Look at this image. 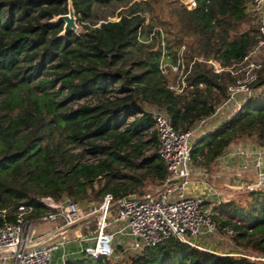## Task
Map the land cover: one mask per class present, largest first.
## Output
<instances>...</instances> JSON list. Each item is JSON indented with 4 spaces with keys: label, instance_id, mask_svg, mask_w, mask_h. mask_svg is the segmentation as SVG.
<instances>
[{
    "label": "trees",
    "instance_id": "trees-1",
    "mask_svg": "<svg viewBox=\"0 0 264 264\" xmlns=\"http://www.w3.org/2000/svg\"><path fill=\"white\" fill-rule=\"evenodd\" d=\"M71 1L79 31L59 35L63 22L49 20L67 12V0H0V209L8 221L20 204L33 205L32 216L45 212L35 197L148 195L139 190L146 180L162 182L168 174L157 152H141L150 141L158 145L151 110L163 111L180 131L210 117L235 78L207 61L229 66L260 40L255 21L241 29L254 20L246 0H195L191 7L181 0ZM126 6L118 19L107 18ZM145 12L152 16L147 23ZM181 46L186 85L177 94L160 64L163 48V60L173 65ZM252 87H264V61ZM239 141L264 146V92L195 138L192 167L207 168ZM80 145L87 147L75 151ZM87 154L105 158L81 160ZM210 212L217 230L231 229L232 240L255 255H220L169 238L126 258L82 256L69 264H264V188Z\"/></svg>",
    "mask_w": 264,
    "mask_h": 264
},
{
    "label": "built area",
    "instance_id": "built-area-1",
    "mask_svg": "<svg viewBox=\"0 0 264 264\" xmlns=\"http://www.w3.org/2000/svg\"><path fill=\"white\" fill-rule=\"evenodd\" d=\"M186 4L194 6L195 0H188ZM245 6L258 25L257 48L264 45V0H248ZM252 53L253 50L225 67L209 61L216 73L226 71L236 78L239 73L241 75L236 80L237 85L229 87L230 92L221 106H228L236 93H243L241 101L233 100L237 108L227 114L229 117L252 95L250 84L256 80L261 67V63L251 61ZM183 67L180 58L172 65L173 70ZM160 68L165 71L161 64ZM185 85V78L178 77L168 87L181 94ZM219 111L218 108L210 117L180 131L173 127L163 111L151 110L158 140L157 153L168 172L161 188L152 194L114 198L111 193H105L96 204L85 205L66 196L58 200L35 197L47 208L45 212L32 216L34 206L20 204L10 221L5 219L6 210L0 209V217L4 220L0 225V264H69L82 256L114 261L141 253L169 238L208 250L196 241L216 233L211 208L202 206L207 200L205 195H189L186 188L194 173L190 157L192 143L207 132L205 123L221 113ZM228 158H237L241 167L250 166L254 170L253 178L241 185L244 191L264 188V146L230 144L217 159ZM206 169L201 167L198 173L204 175ZM83 228L87 229L86 234L82 233ZM226 233L232 235L233 231L227 229Z\"/></svg>",
    "mask_w": 264,
    "mask_h": 264
},
{
    "label": "rangeland",
    "instance_id": "rangeland-1",
    "mask_svg": "<svg viewBox=\"0 0 264 264\" xmlns=\"http://www.w3.org/2000/svg\"><path fill=\"white\" fill-rule=\"evenodd\" d=\"M181 1H183V3L185 4L188 0H181ZM247 1L248 0H246V2ZM161 3L163 5V1L162 0H161ZM127 7L128 6L117 8L113 12L112 16H108L107 18L110 19V20H116V19H118L119 14L125 8H127ZM147 7H148L147 4H143V6H142V8H147ZM156 7H158V5H156ZM145 15H146V21L145 22L147 23L152 16H150L148 14V12H145ZM250 17H252V15H250ZM253 21L254 20H251V19L248 20L247 22H245L241 26V29H245L248 26L253 25L254 24ZM157 27H158V29H160L159 31H160L161 36L163 38L162 40H160L161 41L160 44L162 46H164L165 43H166V39H164L165 32L162 29L163 28L162 25H159ZM76 31H79V26H78V29ZM142 38H144V37H142ZM187 40H189V38H187ZM148 41H151V34L148 36L147 42ZM255 46L253 48L249 49V52L253 50V53L250 55V59L254 63H257V64L258 63H262L264 61V45L258 46L257 48H255ZM164 52H165V50L163 48V50H162V54L163 55H164ZM163 55H161V58H162L161 65L165 69V71H164L165 74L168 71L171 72L170 75H169V77H170V80L169 81L170 82H175L178 77H184L185 78V73H186V70H187V62H186V58H185V46H181L180 49L177 52L178 58H180L182 60L183 64H184V67L183 68H178L177 70H173L171 63L166 62V61L163 60L164 59V56ZM190 60L193 61V56H192V58ZM191 61H189L188 64H191L192 63ZM207 63H210V62L207 61ZM239 66H241V65H239ZM239 66H236V69L237 70H239ZM165 67H167V68H165ZM240 77H241V75L239 73L237 75V78H240ZM234 78H235V82L230 85L232 87L234 85L235 86L237 85V83H236L237 78L236 77H234ZM253 83L254 82H252L250 84V87L253 86ZM248 86H249V83H248ZM227 91H228V94H229L230 91L229 90H227ZM262 92H264V87H261V88H254V87H252V95L257 94V93H262ZM242 97H243V93L242 92H239V93H236V95L234 96V99H236L235 101H241L242 100ZM88 99L93 100V101H96L97 100V98H93V97H88ZM234 99H232L231 102H229L228 106H224V107H221L222 106V103H223V101H222L221 104H219L216 107V109L219 108L220 109L219 112H221V113H225V114L232 113L237 108V105L233 101ZM79 103H81V101ZM205 127H206V125L204 126V128ZM149 138L150 137L148 135H146L143 138V140H148ZM86 147H87L86 145H80L79 147L75 148V151L83 152V150ZM129 150H130V148H128V151ZM141 152H142L143 155H148V154H150L152 152H157V145H156V143L153 142V141H150L148 144H146L145 146H143ZM104 158H105V155H102V154H97V155L96 154H87L81 160H84L86 162H97L98 160H102ZM125 172H127V171H125ZM140 172L141 171L137 170L136 172L134 171V172H128V173L132 175L131 177H135V175L136 174H139ZM161 183L162 182H160V181H151V180L147 179L146 182H145V185L141 189H139V190H141L143 193L152 194V193L156 192L158 189L161 188ZM134 195L140 196V195H138V192H136V194H134ZM237 195H235V197ZM102 197L103 196H101L97 200L91 197L90 199L83 200L80 203L82 205H85V204H96L97 202H99L101 200ZM237 199H242V196L238 197ZM212 202L213 203L215 202V204L217 203V201H212ZM209 205L210 204H208V202H204L202 206H203V208H206ZM92 227H93V223L90 225V229ZM86 231H87L86 228H83L82 229V233L83 234H86ZM196 242H197V244L199 246H202L203 248H206L208 250H212V251H214L216 253L218 252V253H227V254L228 253L229 254H241V253H250L251 252L250 249H249V247L245 244L244 241H235V240H232V237H231V235L229 233H225L223 231L220 232L217 229H216V233L213 234L212 236H210L209 238H202V239L197 240ZM250 254L255 255L254 253H250ZM251 257H253V256H251Z\"/></svg>",
    "mask_w": 264,
    "mask_h": 264
},
{
    "label": "crops",
    "instance_id": "crops-1",
    "mask_svg": "<svg viewBox=\"0 0 264 264\" xmlns=\"http://www.w3.org/2000/svg\"><path fill=\"white\" fill-rule=\"evenodd\" d=\"M228 117L225 113L216 114L205 123V131L213 130ZM249 145L256 146L252 141L232 143V146L237 147ZM200 168L194 167L186 191L189 195H205V202L210 207L215 204L212 201L218 200L217 203L220 204L232 200L238 193L245 192L241 185L251 180L254 175V170L250 166L245 169L241 167L237 158L216 159L207 167L204 175L198 173Z\"/></svg>",
    "mask_w": 264,
    "mask_h": 264
},
{
    "label": "water",
    "instance_id": "water-1",
    "mask_svg": "<svg viewBox=\"0 0 264 264\" xmlns=\"http://www.w3.org/2000/svg\"><path fill=\"white\" fill-rule=\"evenodd\" d=\"M50 23H59L63 22V28L62 31L59 33V35H63L67 31H74L78 29V25L76 23V16L74 13V9L72 6V1L67 0V12L64 14H59L57 16H54L49 20Z\"/></svg>",
    "mask_w": 264,
    "mask_h": 264
}]
</instances>
